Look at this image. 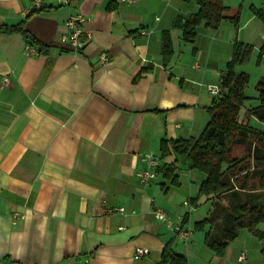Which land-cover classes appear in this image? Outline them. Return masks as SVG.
<instances>
[{
  "label": "crops",
  "instance_id": "0c3cea01",
  "mask_svg": "<svg viewBox=\"0 0 264 264\" xmlns=\"http://www.w3.org/2000/svg\"><path fill=\"white\" fill-rule=\"evenodd\" d=\"M224 3L226 15L240 12L238 25L203 21L186 39L195 0H0V264H160L168 242L189 264H233L242 251L249 264H264V244L247 228L223 256L205 244L208 226L195 229L212 210L206 198L190 208L205 173L180 160L173 185L162 171L177 157L162 156L163 140L198 137L209 122L208 86L221 84L235 43L258 51L264 42L253 11L264 12V0ZM79 12L82 50L62 41ZM26 18L46 50L29 53L26 36L11 30ZM146 170L154 176L142 180ZM157 207L190 230L187 240L155 217ZM137 247L149 255L136 258Z\"/></svg>",
  "mask_w": 264,
  "mask_h": 264
},
{
  "label": "trees",
  "instance_id": "16d2710c",
  "mask_svg": "<svg viewBox=\"0 0 264 264\" xmlns=\"http://www.w3.org/2000/svg\"><path fill=\"white\" fill-rule=\"evenodd\" d=\"M195 1L200 8L183 26L186 39L195 38L194 29L190 27L203 21L210 28H217L224 20L239 24L240 12L226 15L228 7L224 0ZM253 11L264 22V12L257 8H253ZM36 12L37 9H34L27 18ZM27 18L11 30L22 32L39 52L46 50L47 46L25 29ZM253 48L252 45L242 42L235 43L232 58L224 71L226 75L221 79L226 93L214 97L208 107L210 120L200 136L163 140L161 146L162 156H168L172 152L177 155L174 161L162 167L163 177L170 180L171 184H179L175 172L180 160H185L190 169H197L206 174L198 197L190 202L193 208L197 207L201 198L212 202L209 216L196 222L195 229L200 231L209 227L205 244L218 256L224 255L229 244L237 238L243 228H247L261 240L264 239V231L259 228V224L264 223V129L239 120L249 77L244 72L235 71V65L249 58ZM162 52L166 60L173 52L168 31L163 33ZM260 56H264V42L260 48ZM257 88L259 103L250 107L247 115L254 116L264 124V78L258 82ZM236 145H246L249 154L246 157H234L232 153ZM255 184L259 187L255 188ZM243 196L249 197L250 201H244ZM228 197L231 198L229 201ZM160 264L189 262L184 254L174 250L172 242H168Z\"/></svg>",
  "mask_w": 264,
  "mask_h": 264
},
{
  "label": "built area",
  "instance_id": "2783aa9c",
  "mask_svg": "<svg viewBox=\"0 0 264 264\" xmlns=\"http://www.w3.org/2000/svg\"><path fill=\"white\" fill-rule=\"evenodd\" d=\"M34 5L40 6L42 3V0H32ZM73 0H62L63 3L69 4ZM132 1V0H129ZM86 21V16L82 13L79 12L73 16H70L67 21H66V27H67V33L64 35L62 41L64 43H70L76 50H82L86 44V39L85 36L86 31L84 28V23ZM27 51L32 54H37L39 53L38 49L33 46V45H28L26 47ZM101 60L102 62H107L108 61V55L106 52L101 53ZM10 83V80L8 77H4L2 84L3 85H8ZM208 91L214 96L217 97L220 95V84L218 85H209L208 86ZM149 157V156H148ZM151 164H158L155 161H151ZM142 180H146L148 178H152L154 174L149 172L148 170L142 172L139 174ZM191 209H193L192 206H190ZM116 211L122 212V213H127L128 209L126 207H119L115 209ZM155 217L165 223L169 228L173 229L175 232L178 233V235L182 238L187 240L189 238V233L190 230L185 228L182 223H177L173 221L170 218L169 213L161 207H157L154 211ZM150 249L147 247H137L135 251V257L136 258H142L147 255H149ZM233 264H249L247 262V253L245 251H242L239 256H238V261Z\"/></svg>",
  "mask_w": 264,
  "mask_h": 264
},
{
  "label": "rangeland",
  "instance_id": "374dc122",
  "mask_svg": "<svg viewBox=\"0 0 264 264\" xmlns=\"http://www.w3.org/2000/svg\"><path fill=\"white\" fill-rule=\"evenodd\" d=\"M235 71L237 73L244 72L248 75L249 81L248 85L246 86L244 93L246 96V99L244 100L243 106L244 107H252L259 103L258 97H259V91L257 88L258 82L264 78V56H260V49L258 51L251 52V55L249 58H247L242 63H237L235 65ZM241 108V109H242ZM247 113L244 112L239 113V120L244 123H249L246 119ZM249 154L248 148L246 145H236L234 147L232 155L234 157H246ZM255 188H258L259 185L255 184ZM260 191V190H259ZM244 197V196H243ZM244 201H250L249 197H244ZM231 198L228 197V201ZM233 202V201H232ZM208 204H203L199 206V211L197 213H204L207 210ZM264 244V239L262 240Z\"/></svg>",
  "mask_w": 264,
  "mask_h": 264
},
{
  "label": "water",
  "instance_id": "95a60500",
  "mask_svg": "<svg viewBox=\"0 0 264 264\" xmlns=\"http://www.w3.org/2000/svg\"><path fill=\"white\" fill-rule=\"evenodd\" d=\"M226 73H223L222 75V79L225 77ZM226 93V89L224 88V86L222 84H220V94L224 95Z\"/></svg>",
  "mask_w": 264,
  "mask_h": 264
}]
</instances>
